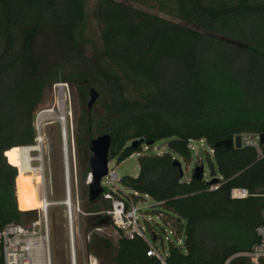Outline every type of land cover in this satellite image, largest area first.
<instances>
[{
  "label": "trees",
  "instance_id": "16d2710c",
  "mask_svg": "<svg viewBox=\"0 0 264 264\" xmlns=\"http://www.w3.org/2000/svg\"><path fill=\"white\" fill-rule=\"evenodd\" d=\"M86 6L83 0H0V231L38 219L28 210L38 207L35 190L16 168L19 151L35 144V115L52 87L70 83L59 63L85 45ZM94 15L102 50L72 75L82 87L100 90L88 144L110 134L109 160L121 163L147 142L167 141L168 152L141 154L138 176L122 178L124 188L149 195L161 220L183 233V246L169 245L165 264H251L241 254L259 241L256 228L263 224L264 147L259 157L254 148L221 143L264 134V85L239 80L264 77V0H99ZM139 140L144 143L134 148ZM202 140L213 151L208 166L217 190L205 179L181 178L175 166L191 161L190 141ZM77 144L80 150L79 138ZM80 170L86 192L89 163L81 161ZM236 188L250 196L232 199ZM110 208L102 199L86 202L85 212L96 218L89 224L106 226ZM151 232L155 239L161 234ZM87 251L101 264H163L147 255L139 237L113 242L93 235Z\"/></svg>",
  "mask_w": 264,
  "mask_h": 264
},
{
  "label": "rangeland",
  "instance_id": "374dc122",
  "mask_svg": "<svg viewBox=\"0 0 264 264\" xmlns=\"http://www.w3.org/2000/svg\"><path fill=\"white\" fill-rule=\"evenodd\" d=\"M87 3L86 6V30H85V45L81 50L79 56L68 58L60 61V65L63 66V72L66 77H69L70 83L60 82L52 87L48 96L47 104L41 106L39 111L35 115L34 123H38V117L41 114L54 113L60 119L56 117L47 116L42 122L43 124V133L47 137V144L45 146L44 161L46 166V174L52 178V192L50 191V186H48V198L50 201L55 202H64V190H65V180L63 172V154H62V125L66 129L67 133V143H69L70 151L69 158L71 164V179L72 185L74 188V198H73V226L75 231L76 239V248L78 251V264H86L88 261V256L93 255L97 258L98 263L101 264V259L87 251V246L90 241L87 240V236L91 235H101L108 239H111L113 242H116L120 237L112 225H110V220L104 226L102 232H96L97 228L92 227V223L95 222L96 218L92 214H87L85 212V204L89 201L88 199V190L84 192L83 181L81 177V161L83 163H89V159L92 156L90 151V145L87 142L88 130L91 129L89 125L90 112L88 111V102L90 100V89H86L75 82V78L72 77L73 74L79 73L82 70H85L87 67V59L94 55V53L100 52L102 50V40H101V25L95 19L94 9L99 0H83ZM111 1H121V0H111ZM129 5V4H128ZM132 10L138 12H146L157 15L155 11H152L145 7H139L136 5L129 6ZM166 18L174 24H179L178 21H175L166 16H160ZM181 34V32H179ZM53 64V61L49 63ZM241 84L246 85L247 82L254 87L255 85H264V77L259 74L258 77H253L252 80L246 81L242 76L239 77ZM100 95V90L97 87H94ZM63 90L66 104L64 109L61 111L58 108L57 100L59 98L60 92ZM100 99V97H99ZM97 100L94 110L99 108L101 105ZM94 113V112H93ZM92 120L95 119V116H91ZM64 123V124H62ZM41 124V125H42ZM65 125V126H64ZM81 128L79 134L77 130ZM98 137V136H97ZM95 137V138H97ZM79 138L81 143V148L79 150L77 139ZM94 138V139H95ZM194 150L192 151V159L189 163L186 161L180 160L183 170L185 172V180H189L193 174L195 167L204 166L205 168V180L210 181L209 166H208V157L213 160V153L211 152L209 146L205 143L193 142L192 143ZM168 152L167 141H159L153 146H150L146 149V145L143 146L141 154H163ZM89 153V154H88ZM139 156L133 155L127 160L118 163V161L111 160L109 162L110 169H114L118 177L122 179L123 177H137L139 174ZM83 159V160H82ZM24 182H29L27 178H24ZM119 187L124 191H129V189L124 188L122 184H119ZM30 188V186H29ZM31 189V188H30ZM32 190V189H31ZM34 193V192H33ZM35 201L37 202V208H29L28 210L37 211V218L40 216L41 203L37 192L34 193ZM24 197V194H23ZM139 206H148L147 211L148 217H151L158 226H155L158 231L160 228H166V225L163 221L157 219L159 210L158 207H152L155 205L152 199L141 200L138 203ZM25 211V208H23ZM67 207L63 204H58L52 206L49 209L48 215V229L49 237L48 244L51 253L52 264H70V224L68 217L66 215ZM93 216V217H92ZM69 224V225H68ZM25 228L30 229L32 223L21 224ZM69 227V230H68ZM42 231H44V225H42ZM163 234V231H160ZM91 240V239H90ZM160 245V244H159ZM168 245H166L167 247ZM162 249V246H160Z\"/></svg>",
  "mask_w": 264,
  "mask_h": 264
},
{
  "label": "built area",
  "instance_id": "2783aa9c",
  "mask_svg": "<svg viewBox=\"0 0 264 264\" xmlns=\"http://www.w3.org/2000/svg\"><path fill=\"white\" fill-rule=\"evenodd\" d=\"M34 128L36 131L35 144L29 147L34 148L41 144L45 152L47 137L43 133V124L39 125L38 123H34ZM65 132L66 131L62 127V154L64 159L63 172L65 180L64 199H72L73 203L74 188L71 179V164L69 158L70 147L69 143L67 146L64 143L65 139L63 136L65 135ZM240 136L241 148H254L259 154V157L263 156L264 145H262L261 142L262 134L246 133ZM193 142L195 141H190L189 145L192 151L194 150L192 145ZM199 142L201 144L205 143L203 140ZM147 148L148 147L146 146V149ZM211 152L213 153V151ZM37 155L38 154L36 152H33L32 159L36 158ZM136 155L141 154L137 153ZM45 163V161L42 163L44 170L42 181L39 183L37 191V196L43 201L45 207L42 210H38V212H40V216L37 220L32 222L30 229L25 228L21 224L11 223L0 231V264H52L49 244L47 245V249H45L43 239L46 237L48 240L49 237V209L52 206L63 204L64 202L50 201L48 198V186H50V191L52 192V178L50 177V174H48L47 178ZM29 164L33 168H37L40 165V162L31 160ZM16 168L19 173V168ZM92 180V174L89 173L86 179V185L88 186L92 183ZM119 184H122V179H120L115 170L110 169L109 166L108 174L102 179L101 185L104 188L102 200L109 201L111 203V208L106 214L112 223V227L119 236L127 238L139 237L145 240L149 246L147 255L149 257H155L165 264V260L169 252V245L174 244L177 247L183 246V233H179L170 224H165L166 228H163V230L160 228V231L162 230L163 234L157 232L156 234H158V239L153 238V233L151 231H158L157 228H154L157 223H155L151 217H148V206L138 205L141 200L145 201V199L151 198L149 195H143L137 191H124L119 187ZM218 188L219 186L216 184L211 186V190H217ZM249 196L250 194L248 190L244 188H236L231 191V198L235 200L246 199ZM260 196L264 197V191ZM69 214L71 223V211ZM157 219L162 221L160 216H157ZM42 225H44V231L41 229ZM96 230V232H102V229L100 228H97ZM69 233L70 264H78L75 231L74 233L73 231H69ZM256 233L259 241L253 246L250 252L243 253L241 255L248 257L251 260V264H264V210L263 224L256 228ZM90 239L91 235H88L87 240L90 241ZM166 245L168 246L166 247ZM160 246H162V249ZM86 264L99 263L95 256L89 255Z\"/></svg>",
  "mask_w": 264,
  "mask_h": 264
},
{
  "label": "water",
  "instance_id": "95a60500",
  "mask_svg": "<svg viewBox=\"0 0 264 264\" xmlns=\"http://www.w3.org/2000/svg\"><path fill=\"white\" fill-rule=\"evenodd\" d=\"M90 100L88 102V111L91 112L94 108L97 100L100 95L99 92L95 88H90ZM262 145H264V134L261 137ZM143 140L135 141L133 143V147L137 148L138 145L143 144ZM154 141H150L145 143L147 147L153 146ZM112 144V137L110 134H103L95 139H92L90 142V151L92 153L91 158L89 159V168L90 173L92 174L93 180L88 187V199L91 203H96L102 199V195L104 193V188L101 185L102 179L108 174L109 170V153ZM221 145L226 147L240 149L241 148V136L237 135L233 140L223 142ZM180 170L181 178L184 177V170L182 164L179 162L175 163ZM205 176V168L204 166L195 167L193 170L192 178L194 180H203ZM218 179H214L208 181V185L212 186L218 183Z\"/></svg>",
  "mask_w": 264,
  "mask_h": 264
},
{
  "label": "bare ground",
  "instance_id": "6f19581e",
  "mask_svg": "<svg viewBox=\"0 0 264 264\" xmlns=\"http://www.w3.org/2000/svg\"><path fill=\"white\" fill-rule=\"evenodd\" d=\"M57 104H58V108L62 111L65 107L66 104V99H65V95L63 90L60 92L59 94V98L57 100ZM47 116H51V117H56L59 120L63 121L62 118L60 119L59 117H57L54 113H49V114H41L38 117V124L41 125L42 122L45 120V118ZM64 124V123H62ZM65 126V125H64ZM63 127V125H62ZM64 128V127H63ZM64 130H66L64 128ZM63 138L65 139L64 143L66 144V146L68 145L67 143V133L65 132V135L63 136ZM33 152H36L38 155L36 158L32 159L33 157ZM44 149L43 146L40 144L37 147L31 148V147H21L20 151H19V155H20V164H19V172L21 173V175L24 178L28 179V182L30 184V186L32 187V189H34L36 192L38 191V185L39 183L42 181V175H43V170L44 167L42 165V163L44 162ZM31 160H36L40 162V165L37 168H33L32 166H30L29 162ZM39 201L41 203V210L45 207L43 201L39 198ZM63 205H65V207H67V217L69 220V224H70V231H73L74 233V226H73V203H72V199L70 200H65ZM70 208V209H69ZM71 211V217H72V222L70 223V214L69 212ZM68 224V225H69ZM68 227V230H69ZM44 245H45V249H47V245H48V240L45 237L43 239Z\"/></svg>",
  "mask_w": 264,
  "mask_h": 264
}]
</instances>
